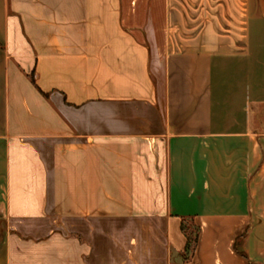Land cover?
Listing matches in <instances>:
<instances>
[{"label":"crops","instance_id":"obj_1","mask_svg":"<svg viewBox=\"0 0 264 264\" xmlns=\"http://www.w3.org/2000/svg\"><path fill=\"white\" fill-rule=\"evenodd\" d=\"M0 264H264V0H0Z\"/></svg>","mask_w":264,"mask_h":264},{"label":"trees","instance_id":"obj_2","mask_svg":"<svg viewBox=\"0 0 264 264\" xmlns=\"http://www.w3.org/2000/svg\"><path fill=\"white\" fill-rule=\"evenodd\" d=\"M195 234L194 233L189 234L187 250L195 246V243L197 241V236Z\"/></svg>","mask_w":264,"mask_h":264}]
</instances>
